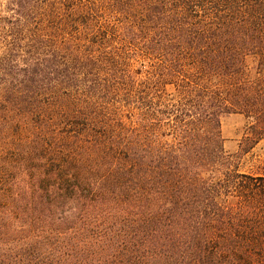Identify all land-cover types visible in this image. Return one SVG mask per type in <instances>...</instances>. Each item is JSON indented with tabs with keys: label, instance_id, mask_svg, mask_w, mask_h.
Returning a JSON list of instances; mask_svg holds the SVG:
<instances>
[{
	"label": "trees",
	"instance_id": "trees-1",
	"mask_svg": "<svg viewBox=\"0 0 264 264\" xmlns=\"http://www.w3.org/2000/svg\"><path fill=\"white\" fill-rule=\"evenodd\" d=\"M1 2L0 61L38 76L0 77L36 195L20 251L0 206V264H264V175L222 131L240 113L264 138V0Z\"/></svg>",
	"mask_w": 264,
	"mask_h": 264
},
{
	"label": "rangeland",
	"instance_id": "rangeland-1",
	"mask_svg": "<svg viewBox=\"0 0 264 264\" xmlns=\"http://www.w3.org/2000/svg\"><path fill=\"white\" fill-rule=\"evenodd\" d=\"M51 0H35V2L39 3L40 7H45L47 2ZM6 16H8L7 12L4 11L3 3L0 0V21L3 20ZM2 43L0 37V44ZM23 61H0V77L6 74H12V76L16 77H37L38 74H32L28 72L27 74L19 73V69H23L27 66H24ZM40 61H29L28 69L34 68L35 64ZM6 69L5 72L3 69ZM12 71H16L17 73H12ZM222 131L223 137L225 138L224 146L227 152L229 153H237L240 149V145H245L244 147L251 146L250 152H246L241 155V158L236 162L237 167H239L240 173L250 175L252 177H258L260 175H264V138H253L250 134V130L247 127V120L243 114L240 113H232L227 115L222 120ZM1 143V142H0ZM4 143V142H3ZM21 141H15L11 144L5 142L10 147V150H4L2 145H0V194L7 193L8 191L9 198L0 201V206L7 208L9 210L11 208L17 209L19 214L11 212L5 213L6 219L3 220L7 226L8 234H3L1 236V245L5 249L20 251L19 247L21 246V241L19 240L21 234L20 230L22 226H25L23 218L20 214V209L24 208L26 205L32 208V204L30 203L31 199L36 201V195L34 190L32 189V174L30 171L25 170L23 168H12L16 165L15 159L19 157V151L24 148V145L21 146ZM16 150H14V149ZM20 149V150H18ZM3 150V151H1ZM9 165L8 167H1V165ZM9 168V169H8ZM2 170H5L6 173L3 176ZM246 179L244 177H240ZM23 196H20V195ZM65 208V215L68 214V208ZM60 211V209L58 210ZM63 214L59 212L58 216L61 217ZM49 221V220H48ZM93 232V231H92ZM38 234V233H37ZM61 239H57L52 237L51 234L46 237V241L48 242V247L45 248L44 254L49 252L50 243L53 245H59L57 241ZM63 240V239H62ZM82 245V244H80ZM79 245V246H80ZM64 252H71L70 249H65Z\"/></svg>",
	"mask_w": 264,
	"mask_h": 264
}]
</instances>
